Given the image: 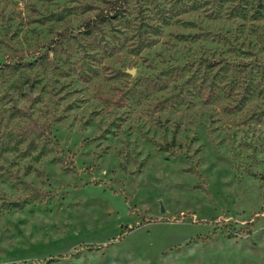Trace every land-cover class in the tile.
Listing matches in <instances>:
<instances>
[{
    "label": "rangeland",
    "instance_id": "1",
    "mask_svg": "<svg viewBox=\"0 0 264 264\" xmlns=\"http://www.w3.org/2000/svg\"><path fill=\"white\" fill-rule=\"evenodd\" d=\"M0 264H264V0H0Z\"/></svg>",
    "mask_w": 264,
    "mask_h": 264
},
{
    "label": "trees",
    "instance_id": "2",
    "mask_svg": "<svg viewBox=\"0 0 264 264\" xmlns=\"http://www.w3.org/2000/svg\"><path fill=\"white\" fill-rule=\"evenodd\" d=\"M111 10H114V12L116 13V8H111ZM171 145H174V140H172V142L170 143Z\"/></svg>",
    "mask_w": 264,
    "mask_h": 264
}]
</instances>
